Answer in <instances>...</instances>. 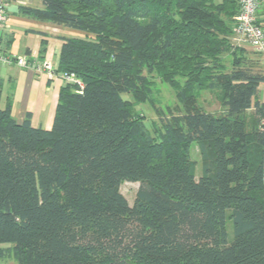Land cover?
Listing matches in <instances>:
<instances>
[{
  "label": "trees",
  "instance_id": "1",
  "mask_svg": "<svg viewBox=\"0 0 264 264\" xmlns=\"http://www.w3.org/2000/svg\"><path fill=\"white\" fill-rule=\"evenodd\" d=\"M40 1L18 12L82 35L60 47L54 73L74 81L50 129L1 107L0 81V261L264 264V73L232 41L238 1ZM152 74L184 109L154 134L132 110ZM202 90L221 115L197 105ZM125 181L139 182L132 205Z\"/></svg>",
  "mask_w": 264,
  "mask_h": 264
},
{
  "label": "crops",
  "instance_id": "2",
  "mask_svg": "<svg viewBox=\"0 0 264 264\" xmlns=\"http://www.w3.org/2000/svg\"><path fill=\"white\" fill-rule=\"evenodd\" d=\"M20 6L42 8L43 4L40 0L7 1V21L0 25L1 100L4 105L7 100L11 101L12 116L18 123L23 121L26 112H30L34 127L50 129L58 92L65 80L60 74H49L41 64L49 61L56 67L64 39L82 34L63 25L24 16L18 12ZM256 15L264 29V0H260ZM237 46L252 49L249 45ZM18 58H24L27 64H18ZM260 91L264 95V88L259 86L258 94ZM260 100L264 102L263 97Z\"/></svg>",
  "mask_w": 264,
  "mask_h": 264
},
{
  "label": "rangeland",
  "instance_id": "3",
  "mask_svg": "<svg viewBox=\"0 0 264 264\" xmlns=\"http://www.w3.org/2000/svg\"><path fill=\"white\" fill-rule=\"evenodd\" d=\"M233 39V36H232ZM248 51L249 63L253 66L254 70H260L264 73V52L257 51L253 48L246 49ZM225 58H228L227 55ZM153 81L151 102L132 103L133 113L140 117L148 131L154 134L155 129H160L161 124L171 114H180L184 111L182 104L176 97L175 91L163 80L156 75H150ZM260 88H264V83H261ZM218 93L209 90H202L198 93L197 105L202 110L212 113L214 115H221L223 107L221 106L218 98ZM123 97H127V94H122ZM259 99L263 97V92L258 94ZM132 100V99H131ZM4 106L3 99L1 100V107ZM251 112H247V119L251 117ZM264 128V121H263ZM191 159L195 162V176L198 178L201 174V157L198 148L195 144L191 146L190 150ZM139 188V182L125 181L120 185V192L126 198L129 205H132L136 196V192ZM227 229L231 233V223L227 222ZM17 264L14 260H1L0 264Z\"/></svg>",
  "mask_w": 264,
  "mask_h": 264
},
{
  "label": "built area",
  "instance_id": "4",
  "mask_svg": "<svg viewBox=\"0 0 264 264\" xmlns=\"http://www.w3.org/2000/svg\"><path fill=\"white\" fill-rule=\"evenodd\" d=\"M8 0H0V25L7 21L6 5ZM239 12L233 28V40L237 45H249L254 50L264 51V29L257 19L260 0H237ZM17 63L26 65L24 58H18ZM41 67L49 74H54L55 67L49 61H43ZM66 81H74L72 76H64Z\"/></svg>",
  "mask_w": 264,
  "mask_h": 264
}]
</instances>
